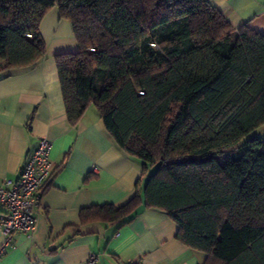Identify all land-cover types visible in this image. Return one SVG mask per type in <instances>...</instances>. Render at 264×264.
Masks as SVG:
<instances>
[{
	"label": "trees",
	"instance_id": "trees-1",
	"mask_svg": "<svg viewBox=\"0 0 264 264\" xmlns=\"http://www.w3.org/2000/svg\"><path fill=\"white\" fill-rule=\"evenodd\" d=\"M53 6L79 46L54 55L67 123L94 106L145 175L123 205L80 209V223L122 225L144 206L202 264H264V136H247L264 124V34L208 0H0V71L45 56Z\"/></svg>",
	"mask_w": 264,
	"mask_h": 264
},
{
	"label": "crops",
	"instance_id": "crops-1",
	"mask_svg": "<svg viewBox=\"0 0 264 264\" xmlns=\"http://www.w3.org/2000/svg\"><path fill=\"white\" fill-rule=\"evenodd\" d=\"M233 27L244 23L264 34V0H208ZM45 56L28 67L0 71V185L16 179L39 137L50 141L54 169L29 234L13 233L0 264H202L205 254L175 238L176 224L162 211L138 207L128 222L81 224L91 205L119 207L141 190V162L122 150L89 105L78 122L67 123L54 55L77 51L71 22L56 6L39 24ZM3 235L0 231V247Z\"/></svg>",
	"mask_w": 264,
	"mask_h": 264
},
{
	"label": "built area",
	"instance_id": "built-area-1",
	"mask_svg": "<svg viewBox=\"0 0 264 264\" xmlns=\"http://www.w3.org/2000/svg\"><path fill=\"white\" fill-rule=\"evenodd\" d=\"M50 141L39 137L33 149L24 157L16 179H6L0 185V231L3 242L0 253L10 242L13 233L29 234L35 225L32 209L43 194L50 181L54 167L49 158ZM97 255L90 254L89 264H97ZM127 264H144L142 261H130Z\"/></svg>",
	"mask_w": 264,
	"mask_h": 264
},
{
	"label": "rangeland",
	"instance_id": "rangeland-1",
	"mask_svg": "<svg viewBox=\"0 0 264 264\" xmlns=\"http://www.w3.org/2000/svg\"><path fill=\"white\" fill-rule=\"evenodd\" d=\"M253 134L264 136V124L256 127L254 130H252L247 136H251ZM224 157H221L220 160H223Z\"/></svg>",
	"mask_w": 264,
	"mask_h": 264
}]
</instances>
